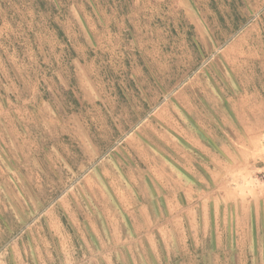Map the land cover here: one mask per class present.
<instances>
[{
    "label": "rangeland",
    "instance_id": "rangeland-1",
    "mask_svg": "<svg viewBox=\"0 0 264 264\" xmlns=\"http://www.w3.org/2000/svg\"><path fill=\"white\" fill-rule=\"evenodd\" d=\"M0 264H264V0H0Z\"/></svg>",
    "mask_w": 264,
    "mask_h": 264
}]
</instances>
